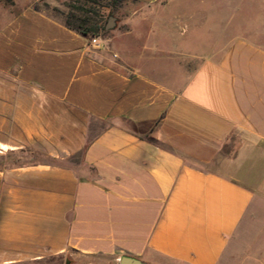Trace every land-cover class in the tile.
Masks as SVG:
<instances>
[{"label": "crops", "instance_id": "0c3cea01", "mask_svg": "<svg viewBox=\"0 0 264 264\" xmlns=\"http://www.w3.org/2000/svg\"><path fill=\"white\" fill-rule=\"evenodd\" d=\"M166 3L88 37L0 0V264L221 262L264 194V0Z\"/></svg>", "mask_w": 264, "mask_h": 264}, {"label": "rangeland", "instance_id": "374dc122", "mask_svg": "<svg viewBox=\"0 0 264 264\" xmlns=\"http://www.w3.org/2000/svg\"><path fill=\"white\" fill-rule=\"evenodd\" d=\"M1 3L3 6L15 4V11L24 7H32L60 22L68 19L73 25H77L78 22L70 19L71 15L74 17H87L98 23L100 21L104 26V32H100V36H107L116 28L115 26L109 30L105 29L110 19H113L114 25L115 21L117 23L125 22L132 15L141 13V20H144L141 22V31L144 32L152 26L156 12H170L171 9L166 0H163L161 5L157 4L154 6H145L134 0H1ZM182 7L183 9L180 12H186L194 17L193 20H190L192 21L190 24L201 23V16L204 10L202 5L196 3L189 5L187 8L186 5ZM166 22L169 23L170 21ZM120 28L125 27L120 26ZM237 143L239 142L236 139L230 140L229 146L224 150L226 156L234 155L237 152L238 149L234 146ZM263 256L264 194H259L255 197L219 264H263ZM64 259H67L69 264L104 263L101 259L76 256L71 253H67ZM46 263L60 264V261L54 259L52 261L47 260ZM164 264L172 263L165 262Z\"/></svg>", "mask_w": 264, "mask_h": 264}, {"label": "trees", "instance_id": "16d2710c", "mask_svg": "<svg viewBox=\"0 0 264 264\" xmlns=\"http://www.w3.org/2000/svg\"><path fill=\"white\" fill-rule=\"evenodd\" d=\"M70 19H74L78 22L77 25H73L68 19L63 22L64 26L67 27L68 29L75 31L77 33H80L85 36H98L99 33L104 32V26L100 23L87 18V17H74L70 16ZM57 259L60 261V264H69V261L67 259H64V256H52L44 260L37 261L33 264H48L46 263L47 260H54Z\"/></svg>", "mask_w": 264, "mask_h": 264}, {"label": "water", "instance_id": "95a60500", "mask_svg": "<svg viewBox=\"0 0 264 264\" xmlns=\"http://www.w3.org/2000/svg\"><path fill=\"white\" fill-rule=\"evenodd\" d=\"M111 27H113V19H110L109 23L106 25L105 29L109 30ZM119 264H141L140 262L124 257L121 259Z\"/></svg>", "mask_w": 264, "mask_h": 264}]
</instances>
